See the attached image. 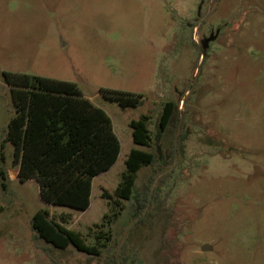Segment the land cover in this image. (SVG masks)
Returning <instances> with one entry per match:
<instances>
[{
	"label": "rangeland",
	"instance_id": "1",
	"mask_svg": "<svg viewBox=\"0 0 264 264\" xmlns=\"http://www.w3.org/2000/svg\"><path fill=\"white\" fill-rule=\"evenodd\" d=\"M2 72L73 82L110 117L120 153L93 180L87 210L47 205L35 181L18 179ZM101 89L144 102L121 109ZM166 101L178 118L155 140ZM143 114L152 148L132 142L128 124ZM153 146L161 160L134 188L153 175L145 208L132 198L112 217L107 194L126 156ZM0 152V264H264V0H0ZM40 208L66 216L88 245L104 232L100 255L35 239Z\"/></svg>",
	"mask_w": 264,
	"mask_h": 264
},
{
	"label": "trees",
	"instance_id": "2",
	"mask_svg": "<svg viewBox=\"0 0 264 264\" xmlns=\"http://www.w3.org/2000/svg\"><path fill=\"white\" fill-rule=\"evenodd\" d=\"M201 43L204 47V41ZM1 75L10 86L13 99V115L7 123L5 142L14 148L18 179L35 181L40 199L47 205L87 210L93 180L108 171L120 153V142L110 117L84 98L73 82L7 72ZM99 93L105 101L121 109H134L144 102L142 95L108 89H101ZM177 118L178 103L164 102L155 121V140ZM150 119L148 114H143L128 124L132 142L140 147L152 148ZM174 153L175 145H172L163 164H171ZM160 157L156 146L153 151L130 150L119 184L112 194H107L113 208L112 217L118 216L122 201L132 198L136 199L137 208H145L153 175L144 192L135 196L137 173L143 167L160 162ZM3 159L0 152V160ZM0 180V185L5 187L2 181H7V177L1 168ZM107 217L103 216L104 219ZM68 221L64 215L51 216L47 209L40 208L29 225L35 239L52 249L64 251L72 247L98 257L104 245L99 239L105 233L99 232L96 242L88 245L80 233L66 227Z\"/></svg>",
	"mask_w": 264,
	"mask_h": 264
},
{
	"label": "water",
	"instance_id": "3",
	"mask_svg": "<svg viewBox=\"0 0 264 264\" xmlns=\"http://www.w3.org/2000/svg\"><path fill=\"white\" fill-rule=\"evenodd\" d=\"M209 249V247L207 246V245H203L202 246V250L204 251V250H208Z\"/></svg>",
	"mask_w": 264,
	"mask_h": 264
}]
</instances>
